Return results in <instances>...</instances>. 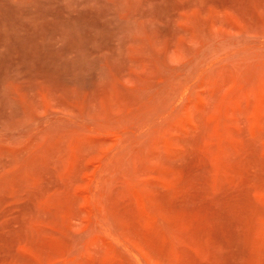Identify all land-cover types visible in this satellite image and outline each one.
Instances as JSON below:
<instances>
[{
	"label": "rangeland",
	"instance_id": "374dc122",
	"mask_svg": "<svg viewBox=\"0 0 264 264\" xmlns=\"http://www.w3.org/2000/svg\"><path fill=\"white\" fill-rule=\"evenodd\" d=\"M0 264H264V0H0Z\"/></svg>",
	"mask_w": 264,
	"mask_h": 264
}]
</instances>
